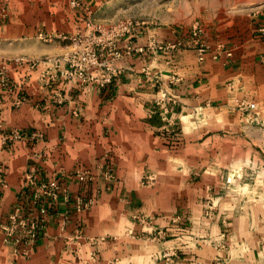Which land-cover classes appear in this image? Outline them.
Returning a JSON list of instances; mask_svg holds the SVG:
<instances>
[{"label":"crops","instance_id":"0c3cea01","mask_svg":"<svg viewBox=\"0 0 264 264\" xmlns=\"http://www.w3.org/2000/svg\"><path fill=\"white\" fill-rule=\"evenodd\" d=\"M258 13L242 14L247 27L240 33L232 25L207 28L200 39L210 46L204 61L201 43L190 35L174 26H144L122 38L121 48L132 50L113 61L117 75L107 84H66L44 78L45 65L10 63L18 87L0 84V264H164L156 257L164 244L141 235L162 227L170 233L167 245L182 250L175 264H211L221 255L175 236L211 239L244 226L241 203L223 189L234 154L225 131L238 124L241 110H253L241 107L242 100L264 103ZM26 23L34 25L22 18L1 25L0 61L60 56L75 47L72 37L85 26L82 20L70 32L49 33L44 43ZM153 38L183 39L188 47L172 56L150 48ZM141 46L144 52L136 50ZM84 171L87 180L79 177ZM89 200L91 207L79 209ZM15 211L40 225L29 245L16 243L21 227L4 240ZM136 218L153 226L141 229Z\"/></svg>","mask_w":264,"mask_h":264},{"label":"rangeland","instance_id":"374dc122","mask_svg":"<svg viewBox=\"0 0 264 264\" xmlns=\"http://www.w3.org/2000/svg\"><path fill=\"white\" fill-rule=\"evenodd\" d=\"M255 12L264 17V0H0V27L16 18L31 20L34 25L26 23L25 28L35 26V39L44 43L50 42L49 33L70 32L86 18L101 25L133 20L144 23L143 26H174L181 35H190L195 26L206 31L217 25L236 26L240 33L247 27L242 14ZM42 32L47 41L39 37ZM255 103V109L241 110L238 124L230 122L225 131L230 136L225 146L234 154L228 156L229 167L224 172L227 187L223 189L243 207L246 219L242 231H229L211 239L183 231L175 236H180L185 245L206 244L221 250L222 254L211 264H264V103ZM193 120L203 122V116L195 115ZM235 131L237 137L232 138ZM136 219L141 229L153 226L146 225L143 218ZM143 234L154 243L164 244L156 252L157 259L164 264H175L183 256L181 249L167 245L171 237L166 228Z\"/></svg>","mask_w":264,"mask_h":264},{"label":"built area","instance_id":"2783aa9c","mask_svg":"<svg viewBox=\"0 0 264 264\" xmlns=\"http://www.w3.org/2000/svg\"><path fill=\"white\" fill-rule=\"evenodd\" d=\"M5 11V10H4ZM4 16L6 12L3 13ZM144 23L136 22L133 20L121 21L118 23H112L110 25L96 24L91 18H86L84 28H81L75 36L72 37L75 42V47L70 51L65 52L60 56L46 57L36 60H24L23 58L15 60L0 61V84L3 88L8 90H14L18 86H14V81L9 77V65L10 63L23 64L25 61L29 62L32 67H38L45 65L42 71V76L45 78L49 76L52 79L64 78L66 84H79L87 85L90 82H99L101 84H107L112 82L113 78L117 75L113 68V61L122 58L126 53H130L132 48L129 46L126 50L122 49L120 42L125 36L132 34H139L143 32ZM89 31V34H85L84 31ZM204 28L195 26L190 33V36L195 42L200 44L201 36L204 34ZM46 41L48 38L42 33L40 36ZM150 48H157L174 56L179 50L188 47V44L183 39L175 41L165 40L157 41L156 38L152 39ZM139 52H144L143 46L137 47ZM199 59L204 61L206 53L210 50V46L204 42L199 47ZM231 55V52L227 53ZM26 62V63H27ZM97 71V73H95ZM54 72V73H52ZM20 99L17 100V103ZM240 106L246 109H255L256 103L251 101L242 100ZM15 138H20L22 135L20 132H15ZM112 176V174H110ZM81 180H87L90 178L88 171L82 172L79 175ZM3 179L0 175V183ZM54 188L53 191L49 190L54 196L57 195L59 187L56 184L50 185ZM48 186L44 189L46 190ZM49 193V194H50ZM93 205V201L89 200L86 203L81 202L79 209L88 208ZM11 223L4 226L5 242H9L11 237L21 227L24 229V236L18 237L16 243H20L25 240L26 245L34 242L39 235L40 225L37 222H29L25 219H19V212L15 211L10 216ZM28 249L24 251V255L28 256Z\"/></svg>","mask_w":264,"mask_h":264}]
</instances>
